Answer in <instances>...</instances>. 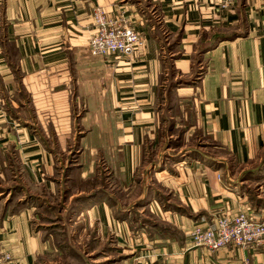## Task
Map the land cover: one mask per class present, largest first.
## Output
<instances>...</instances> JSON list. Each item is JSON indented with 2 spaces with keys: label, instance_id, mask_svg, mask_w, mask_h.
I'll list each match as a JSON object with an SVG mask.
<instances>
[{
  "label": "crops",
  "instance_id": "1",
  "mask_svg": "<svg viewBox=\"0 0 264 264\" xmlns=\"http://www.w3.org/2000/svg\"><path fill=\"white\" fill-rule=\"evenodd\" d=\"M96 6L142 46L89 55ZM160 92L234 168L187 157L143 174ZM236 212L264 221V0H0L3 264H55L84 233L85 256L111 242L88 264H264V246L189 243Z\"/></svg>",
  "mask_w": 264,
  "mask_h": 264
},
{
  "label": "built area",
  "instance_id": "2",
  "mask_svg": "<svg viewBox=\"0 0 264 264\" xmlns=\"http://www.w3.org/2000/svg\"><path fill=\"white\" fill-rule=\"evenodd\" d=\"M211 2L221 9L230 8L235 4V0ZM92 24L95 31L87 44V52L91 56L129 52L142 46L140 33L128 19L110 17L99 6L93 9ZM187 235L192 246L204 247L210 251L226 245L242 248L264 246V221H255L242 212L221 214L208 224L192 226ZM10 259V253L0 243V264Z\"/></svg>",
  "mask_w": 264,
  "mask_h": 264
},
{
  "label": "rangeland",
  "instance_id": "3",
  "mask_svg": "<svg viewBox=\"0 0 264 264\" xmlns=\"http://www.w3.org/2000/svg\"><path fill=\"white\" fill-rule=\"evenodd\" d=\"M159 103L162 105L161 107H158V117L161 125V141L155 149V151H157V156L154 154L155 151L152 152L150 148L146 149V153L142 160V164L146 166L143 169V174L145 176V173H147V170L150 168L149 164L154 161L158 164L165 162L170 164V162H180L183 159H188L187 157L200 159L204 157L214 165H225L224 167L227 170L233 167L234 162L224 149L212 145L205 139L194 137L191 134H185L184 131L186 130V125L182 124L178 119H175L176 110L170 108V101L167 98L166 92H164V94L163 92H160ZM79 223L85 225L84 221L78 222V224ZM65 226H67V224ZM65 236L66 234L61 237V240ZM88 238L89 234L84 233L75 240L76 246L78 247H63L62 249L56 247V250L51 252L48 258L52 261L55 260V264H73L79 263L80 261H84V264H88L87 260L93 257L95 258L97 253L105 255V246L108 247L106 248L108 251H111V242L108 240L98 252L92 251L89 253V256H85V246L83 244H86ZM66 241L67 239L64 238V242ZM96 260L98 261L101 259ZM96 260H93V262H97Z\"/></svg>",
  "mask_w": 264,
  "mask_h": 264
},
{
  "label": "trees",
  "instance_id": "4",
  "mask_svg": "<svg viewBox=\"0 0 264 264\" xmlns=\"http://www.w3.org/2000/svg\"><path fill=\"white\" fill-rule=\"evenodd\" d=\"M115 215H116V216L118 215V214H117V212H116V214H115Z\"/></svg>",
  "mask_w": 264,
  "mask_h": 264
}]
</instances>
